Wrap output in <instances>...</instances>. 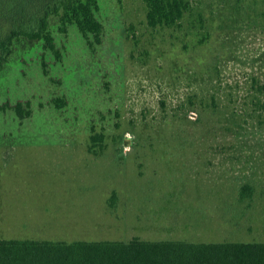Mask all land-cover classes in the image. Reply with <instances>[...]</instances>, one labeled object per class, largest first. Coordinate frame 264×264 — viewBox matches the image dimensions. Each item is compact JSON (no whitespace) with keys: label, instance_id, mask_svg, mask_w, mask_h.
I'll return each mask as SVG.
<instances>
[{"label":"rangeland","instance_id":"obj_1","mask_svg":"<svg viewBox=\"0 0 264 264\" xmlns=\"http://www.w3.org/2000/svg\"><path fill=\"white\" fill-rule=\"evenodd\" d=\"M97 2L100 43L53 16L60 57L21 37L0 70V102L32 109L0 113V237L264 242L258 23L216 19L199 41L186 21L148 26L143 0Z\"/></svg>","mask_w":264,"mask_h":264},{"label":"trees","instance_id":"obj_2","mask_svg":"<svg viewBox=\"0 0 264 264\" xmlns=\"http://www.w3.org/2000/svg\"><path fill=\"white\" fill-rule=\"evenodd\" d=\"M208 2L143 0L146 23L152 28H171L180 27L186 21L188 28L199 35V41L209 34L216 19L224 28L231 24L234 29L258 23L256 26L264 33V0ZM98 9L97 0H0V70L12 52L14 41L21 37L40 40L44 49L60 57L49 28L53 16L57 17L62 31L74 25L91 49L101 41L103 25L97 16ZM251 79L249 117L260 123L263 120L264 83L258 76ZM5 109H12L20 120L32 113L28 99L0 102V113ZM97 138L96 134L90 135L91 141L97 142ZM252 187L247 182L241 184L239 198L249 197ZM0 264H264V242L146 240L137 236L127 241L77 239L67 242L0 237Z\"/></svg>","mask_w":264,"mask_h":264},{"label":"crops","instance_id":"obj_3","mask_svg":"<svg viewBox=\"0 0 264 264\" xmlns=\"http://www.w3.org/2000/svg\"><path fill=\"white\" fill-rule=\"evenodd\" d=\"M0 178H1V176H0ZM1 209V208H0ZM0 213H1V210H0ZM34 239H36V238H34ZM42 239H49V238H42ZM51 240H62V239H51ZM75 240H77V239H75ZM65 241V240H64ZM72 241V240H71ZM67 242H69V241H67ZM193 242H199V241H193ZM204 242H210V241H204Z\"/></svg>","mask_w":264,"mask_h":264}]
</instances>
